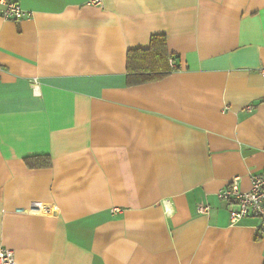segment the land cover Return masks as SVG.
<instances>
[{
    "label": "crops",
    "instance_id": "0c3cea01",
    "mask_svg": "<svg viewBox=\"0 0 264 264\" xmlns=\"http://www.w3.org/2000/svg\"><path fill=\"white\" fill-rule=\"evenodd\" d=\"M17 1L20 20L0 16V247L16 264H263L264 219L231 222L218 192L264 173V0ZM156 33L178 67L128 83L127 50Z\"/></svg>",
    "mask_w": 264,
    "mask_h": 264
},
{
    "label": "built area",
    "instance_id": "2783aa9c",
    "mask_svg": "<svg viewBox=\"0 0 264 264\" xmlns=\"http://www.w3.org/2000/svg\"><path fill=\"white\" fill-rule=\"evenodd\" d=\"M23 14L24 10L17 0H0V16L2 18L18 21ZM169 62L172 64L173 60L170 59ZM249 180V187L241 189L235 176L218 192V195L226 203L231 222L246 216L264 219V173L251 172ZM208 209L207 204H197L199 213H206ZM261 232L264 234V223L261 224ZM0 264H16L13 251L10 248L0 247Z\"/></svg>",
    "mask_w": 264,
    "mask_h": 264
},
{
    "label": "trees",
    "instance_id": "16d2710c",
    "mask_svg": "<svg viewBox=\"0 0 264 264\" xmlns=\"http://www.w3.org/2000/svg\"><path fill=\"white\" fill-rule=\"evenodd\" d=\"M173 60L172 64L169 60ZM176 55L168 52L162 33L151 35L145 48H130L126 54V77L128 83H142L161 78L178 67ZM29 166H48V155L24 157Z\"/></svg>",
    "mask_w": 264,
    "mask_h": 264
}]
</instances>
